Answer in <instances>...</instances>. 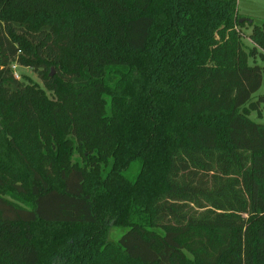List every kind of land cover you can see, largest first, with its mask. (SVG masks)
<instances>
[{
    "label": "trees",
    "instance_id": "obj_1",
    "mask_svg": "<svg viewBox=\"0 0 264 264\" xmlns=\"http://www.w3.org/2000/svg\"><path fill=\"white\" fill-rule=\"evenodd\" d=\"M249 20L237 0H0V126L22 144L0 145V264H264ZM251 38L264 49V24ZM23 58L68 123L55 154L69 133L88 165L49 171L13 133L45 109Z\"/></svg>",
    "mask_w": 264,
    "mask_h": 264
},
{
    "label": "rangeland",
    "instance_id": "obj_2",
    "mask_svg": "<svg viewBox=\"0 0 264 264\" xmlns=\"http://www.w3.org/2000/svg\"><path fill=\"white\" fill-rule=\"evenodd\" d=\"M238 11L244 17L250 18L254 21V25L246 24L238 27V31L242 35V42L245 48L250 51L255 48L257 50V56L250 58L249 62H256L264 66V58L260 56L264 54V49L257 45L251 38V34L255 26H262L264 24V0H237ZM28 59L23 58L22 61L17 63L16 73L19 76L18 79L24 81L27 85L37 88L40 91L41 97L44 98L43 105L44 110L39 113V118L31 121L26 117H22L17 121V128L13 129V133L18 137H25L23 140V148L32 153L34 159H37L38 163L45 167H52L47 165L45 159L51 160H68L70 164L78 166H86L88 162L85 158V147L81 144V141L67 133L65 136L66 145L64 149H61L59 154H55L58 151V145L52 141L56 137L52 135L54 131H58L56 125H60L62 129L68 128V123L58 117L59 100L53 91L48 89L39 73L35 71L26 62ZM51 75H54L57 70L55 67L51 68ZM264 95V85L254 95L253 99L256 100L258 95ZM250 117L258 122H264V104L258 105L256 110H250ZM8 130L4 126H0V145L4 151H13L15 147H22V144L15 139V141H9L10 138L7 135ZM137 166V165H136ZM52 171V168L49 170ZM29 174V173H28ZM31 178H33L32 174ZM6 196L11 197L9 194ZM128 230L127 226H112L109 232V239L111 241H118L123 234Z\"/></svg>",
    "mask_w": 264,
    "mask_h": 264
},
{
    "label": "built area",
    "instance_id": "obj_3",
    "mask_svg": "<svg viewBox=\"0 0 264 264\" xmlns=\"http://www.w3.org/2000/svg\"><path fill=\"white\" fill-rule=\"evenodd\" d=\"M12 68H13V71H14L15 77H16V78H19V76H18L17 73H16L17 65L14 64V65L12 66Z\"/></svg>",
    "mask_w": 264,
    "mask_h": 264
},
{
    "label": "water",
    "instance_id": "obj_4",
    "mask_svg": "<svg viewBox=\"0 0 264 264\" xmlns=\"http://www.w3.org/2000/svg\"><path fill=\"white\" fill-rule=\"evenodd\" d=\"M243 20V19H242ZM250 23H252V20H249Z\"/></svg>",
    "mask_w": 264,
    "mask_h": 264
}]
</instances>
